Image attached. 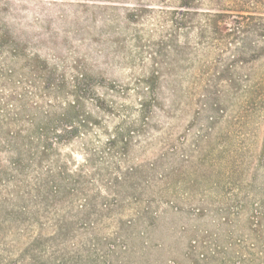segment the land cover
I'll list each match as a JSON object with an SVG mask.
<instances>
[{
    "label": "trees",
    "instance_id": "1",
    "mask_svg": "<svg viewBox=\"0 0 264 264\" xmlns=\"http://www.w3.org/2000/svg\"><path fill=\"white\" fill-rule=\"evenodd\" d=\"M178 1L173 10L133 8L128 18L136 23L155 14L154 22L171 27L162 30L159 59L137 83L143 127L164 84L176 96L190 77L200 96L193 142L184 150L172 146L180 168L162 180L183 174L186 165L190 176H198V166L206 165L214 177L211 188L223 192L216 213L228 243L197 236L184 256L189 264H264V0ZM28 3L0 0V264H86L76 240L80 230H93L95 213L120 204V188H135L138 169L122 163L139 130L135 122L120 124L106 143L99 142L100 112L113 107L95 98V71L53 64L31 52L47 47V38L30 36ZM207 56L212 60L205 62ZM186 62L192 64L187 71L181 65ZM75 144L80 162L72 150L66 152ZM101 188L116 199L99 198ZM192 210L195 216L203 212ZM244 216L247 232L234 240L237 220Z\"/></svg>",
    "mask_w": 264,
    "mask_h": 264
},
{
    "label": "rangeland",
    "instance_id": "2",
    "mask_svg": "<svg viewBox=\"0 0 264 264\" xmlns=\"http://www.w3.org/2000/svg\"><path fill=\"white\" fill-rule=\"evenodd\" d=\"M111 1L116 3L93 7L92 4L79 6L77 1L28 0L25 5L26 14L30 17L26 21L30 36L47 38V47L31 52L53 64L61 65L62 62L68 68L81 66L95 71V98H100L101 102L105 100L108 106L113 107L110 113L100 112L104 132L97 129L99 142L106 143L120 124L125 128L135 122V128L139 130L127 161L122 163L124 168L138 169L135 188L127 185L120 188V204L109 212L95 213L91 219L93 230H80L81 237L76 244H80L79 250L85 256L86 264H172L173 260L189 264L184 255L190 241L197 236L206 235L207 242L218 239L219 245L229 241L228 232L219 226L216 213V209L224 204L223 192L211 188L214 177L210 178L208 166H198V176H190V167L186 165L184 173H177L169 182L161 177L173 167L180 168L174 159L172 146H183L184 150L193 142L197 128L191 125L200 106V96L195 95L190 77L178 86L176 96L170 90L171 86L164 84L163 93L158 89L159 102L143 127L137 83L148 76L155 65L153 59H159L157 44L162 30L167 28L170 31L171 27L154 22V17L158 19L155 14L147 13L136 23L129 22L128 18L133 8L159 10L161 6H169L173 10L179 1L165 0L164 4L161 0ZM35 18L47 23L41 27L35 24ZM203 60L208 62L212 59L207 56ZM181 65L185 71L192 67L190 62ZM110 88H116V91L112 92ZM185 137L186 145H181L180 141ZM71 150L80 162L79 145L69 146L66 152ZM99 191V198L116 199L109 191L102 188ZM168 202L173 204L168 205ZM193 208H201L202 214L195 216ZM238 220L234 240L247 232V226H243L246 217L241 219L242 222ZM113 249L114 254H109Z\"/></svg>",
    "mask_w": 264,
    "mask_h": 264
}]
</instances>
